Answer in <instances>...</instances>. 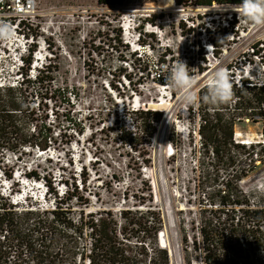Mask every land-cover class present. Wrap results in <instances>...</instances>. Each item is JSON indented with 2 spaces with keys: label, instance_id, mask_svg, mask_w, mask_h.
I'll list each match as a JSON object with an SVG mask.
<instances>
[{
  "label": "rangeland",
  "instance_id": "rangeland-1",
  "mask_svg": "<svg viewBox=\"0 0 264 264\" xmlns=\"http://www.w3.org/2000/svg\"><path fill=\"white\" fill-rule=\"evenodd\" d=\"M37 2L38 14L27 37L33 33L34 40L29 41L21 62L14 52L16 45L0 40V90L15 87L26 78L34 81L33 75L51 63L47 73L51 81L24 84V88L31 103L33 93L48 97L47 101L52 98L49 112L60 113L61 125L54 131V144L45 152L23 150L25 154L17 160L0 148V205H14L12 197L25 190L26 200L22 201L21 196L14 200L18 203L15 211L51 209L54 196L45 193L44 181L29 179L25 173H50L58 195L64 197L67 186L62 180L74 178L81 190L84 184L80 173L84 166L88 181L87 190L82 193L89 203L80 206L74 200L68 202L76 214L81 210L99 213L107 209L119 219L122 211L155 209L163 218L162 249L166 248L170 264H204L203 245L197 252H186L184 238L187 236L191 245L190 239L199 235L203 222L215 219L211 212L217 209L214 198L218 190H224L223 180L230 179L234 172L226 175L219 171L216 184L199 186L204 173L212 179L217 174L213 157L201 148L199 101L180 102V91L167 84L165 78L181 60L188 65L190 75L197 77L194 91L199 97L206 94L205 91L201 95L200 91L218 67L229 69L236 85L241 78L263 84L264 62L253 56L252 47L264 39V26L244 22L232 8L184 10L169 0H125L123 6H103L98 0ZM119 30L121 45L115 44ZM213 43L217 44L218 55L208 52L207 46ZM261 54L264 56V52ZM164 56L166 64L160 65ZM36 57L40 60L36 61ZM24 59L31 60V66ZM199 68L206 71L200 73ZM112 85H117L119 92ZM38 97L36 103L41 99ZM231 104L233 107V101ZM123 108H145L162 114L148 147V164L138 152L114 142V134L106 137L97 132L105 123L111 127L117 115L123 117ZM70 110L80 126L67 122ZM253 117L254 120L249 117L236 122V141L264 144V124L258 112ZM54 119L55 114L49 115V121L56 125ZM126 125L131 123L126 121ZM83 128L82 134L75 132ZM254 160L251 167L247 155L241 157L235 170H245V177L234 184L250 205L261 206L264 162L256 155ZM88 240L89 236L81 240L80 247H86Z\"/></svg>",
  "mask_w": 264,
  "mask_h": 264
},
{
  "label": "trees",
  "instance_id": "trees-1",
  "mask_svg": "<svg viewBox=\"0 0 264 264\" xmlns=\"http://www.w3.org/2000/svg\"><path fill=\"white\" fill-rule=\"evenodd\" d=\"M173 1L177 8L184 10L231 7L242 2ZM98 3L103 6H123L125 0H98ZM234 16L232 14L230 18L233 26L236 24L232 19ZM116 38L115 44H123L122 30H119ZM212 47V52L218 55L217 44L213 43ZM166 60L165 56L162 57L159 64L165 65ZM24 62L28 67L31 66V60L24 59ZM202 62H206L204 57ZM50 69L51 63L33 75L34 81L26 78L15 87L0 90V148L9 151L17 160H21L25 154L23 150L47 151L54 144L55 129L60 128V113L53 110L49 112L48 102H52V98L47 101L48 97L33 93L31 103L24 88V84L42 85L51 81L48 75ZM205 71L206 69L199 68L200 73ZM158 75L163 79L162 74ZM124 78L129 77L124 75ZM239 82H242L241 87L233 82V107L232 101L213 105L205 102L201 96L199 100L201 148L204 154H211L213 157L214 171L217 173L214 179L210 174L204 173L199 186L216 184L219 181V171L226 175L234 172L230 179L226 180V177L223 180L224 190H218L214 198L218 202H214L217 209L211 211L215 213V219L203 222L199 235L190 239L191 245L188 237L184 238L186 252L189 249L197 252L199 245H203L204 264H264V205H250L234 184L245 177V170H235L242 156L247 155L251 167L255 163L254 155L264 162V144H243L234 138L236 122L249 117L254 120L255 112L259 113L264 124V86L249 83L245 78H241ZM112 87L119 92L117 85ZM205 91L206 86L201 89L200 94L203 95ZM35 97L41 98L38 103L35 102ZM68 104H71L70 101ZM69 112L67 122L74 127L80 126L71 116V110ZM122 112L124 116L114 117L111 127L105 123L97 132L106 137L115 135L114 142L121 144L122 148L138 152L146 163L148 147L157 133L162 114L145 108H123ZM53 114L56 125L49 121V115L53 117ZM126 121L131 126H127ZM75 132L82 134L84 128ZM171 143L175 145L174 140ZM25 175L29 179L44 181L45 193L54 196V201L51 209L21 212L15 211L14 205H0V264H170L166 248L162 249L158 242L159 233L164 227L159 211L151 208L135 212L126 210L120 213L119 219L107 209L99 213H85L81 210L76 214L75 207L68 202L74 200L80 206L89 203L82 193L83 189L85 192L87 190L86 167H81V182L84 184L81 190L74 178L62 180L64 186H67L64 197L58 195L50 173L41 175L38 171H31ZM7 177L11 178V175ZM88 236L86 247H80V241Z\"/></svg>",
  "mask_w": 264,
  "mask_h": 264
},
{
  "label": "clouds",
  "instance_id": "clouds-1",
  "mask_svg": "<svg viewBox=\"0 0 264 264\" xmlns=\"http://www.w3.org/2000/svg\"><path fill=\"white\" fill-rule=\"evenodd\" d=\"M242 17L244 22L255 26H264V0H242L238 5L231 6ZM15 36L12 24L0 20V40H11ZM208 52L212 46L208 45ZM166 83L180 91L179 100L182 103L194 104L200 100L195 93L197 77L190 75L188 65L179 60L166 77ZM232 73L229 69L218 67L207 78L206 94L203 100L213 105L228 104L234 97Z\"/></svg>",
  "mask_w": 264,
  "mask_h": 264
},
{
  "label": "built area",
  "instance_id": "built-area-1",
  "mask_svg": "<svg viewBox=\"0 0 264 264\" xmlns=\"http://www.w3.org/2000/svg\"><path fill=\"white\" fill-rule=\"evenodd\" d=\"M38 2L37 0H0V20L8 22L12 24L15 28V36L11 40H7L9 46L16 45L14 48V52L19 56V62L22 60V55L28 52L27 46H30L29 41L33 42L34 37L33 33L30 34V38H27L29 33L32 31V21L37 17L38 14ZM28 30V34L26 31ZM30 50V49H29ZM253 56L259 58L261 57V62L263 64L264 56L261 54L264 52V39L261 43H256L252 47ZM40 58L36 57V61H39ZM264 69V64H263ZM242 82L238 85L241 87ZM259 87L264 86V83L259 85ZM260 119V117H259ZM236 137V135H235ZM236 140V139H235ZM238 142V141H237ZM20 195V194H19ZM19 195H15L12 197V203ZM159 243L162 245L163 243V235L162 232L159 233Z\"/></svg>",
  "mask_w": 264,
  "mask_h": 264
},
{
  "label": "bare ground",
  "instance_id": "bare-ground-1",
  "mask_svg": "<svg viewBox=\"0 0 264 264\" xmlns=\"http://www.w3.org/2000/svg\"><path fill=\"white\" fill-rule=\"evenodd\" d=\"M169 1H171L172 3H174V6H175V2L173 0H169ZM177 10H179V9H177ZM242 143H245V142H242ZM160 246H162V245H160Z\"/></svg>",
  "mask_w": 264,
  "mask_h": 264
},
{
  "label": "water",
  "instance_id": "water-1",
  "mask_svg": "<svg viewBox=\"0 0 264 264\" xmlns=\"http://www.w3.org/2000/svg\"><path fill=\"white\" fill-rule=\"evenodd\" d=\"M227 8H232V7H227ZM160 244V243H159Z\"/></svg>",
  "mask_w": 264,
  "mask_h": 264
}]
</instances>
